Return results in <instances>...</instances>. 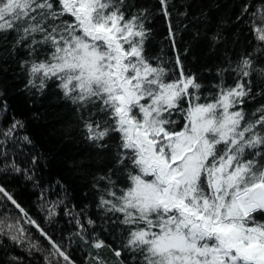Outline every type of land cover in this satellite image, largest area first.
<instances>
[{
	"label": "snow or ice",
	"instance_id": "obj_1",
	"mask_svg": "<svg viewBox=\"0 0 264 264\" xmlns=\"http://www.w3.org/2000/svg\"><path fill=\"white\" fill-rule=\"evenodd\" d=\"M158 3L170 17V0ZM249 6L236 20L249 14L254 48L234 66L229 60L218 68L217 82L203 92L205 85L185 71L179 54L171 68L146 55L149 12L131 0H0V40L12 38L10 53L26 50L29 59L21 67L29 85L43 92L48 82H58L96 147H107L118 134L115 163L127 183L119 187L111 173L99 177L106 186L98 204L119 214L117 257L127 250L134 264H264V103L245 108L264 99V67L257 64L264 57V7L249 13ZM168 29L174 45L170 20ZM220 39L219 33L212 37ZM174 116L184 121L179 130ZM17 126L22 122L13 121L3 136L11 137ZM9 168L21 171L14 161L3 170ZM0 198L22 214L0 219V246L6 238L29 255L46 253V264H75L3 186ZM25 219L50 248L29 237ZM94 260L105 264L99 256Z\"/></svg>",
	"mask_w": 264,
	"mask_h": 264
},
{
	"label": "trees",
	"instance_id": "obj_2",
	"mask_svg": "<svg viewBox=\"0 0 264 264\" xmlns=\"http://www.w3.org/2000/svg\"><path fill=\"white\" fill-rule=\"evenodd\" d=\"M131 3L149 12L146 27L151 32L145 44L146 55L160 57L171 68L179 54L185 71L196 74L205 85L203 92L217 82L218 68L227 67L229 60L234 66L241 54L246 55L256 44L248 27L249 14L236 20L244 4L250 5L249 13L264 7V0H170L171 15L165 17L158 0H131ZM169 20L175 33L174 45L169 38ZM217 33L222 39L213 42ZM11 48V37L7 42L0 40V140L5 141L0 151L7 154L0 156V186L62 246L75 264H95L96 256L105 264H134L133 254L127 250H122L120 257L113 252L121 249L123 232L117 221L119 214L98 207L101 189L106 186V181L99 177L111 173L119 187L127 183L123 166L115 163L118 134L109 137L105 148H98L86 139L76 108L63 97L58 82H48L43 92L33 88L28 83L27 69L21 67V61L29 59L26 50L18 48L10 53ZM257 64L264 67V57L258 56ZM225 76L226 82L232 83ZM259 103H264V99L258 97L246 103L245 108L250 112ZM173 119L179 121V130L183 119L180 116ZM13 121H21L23 126H17L11 137L3 136ZM13 161L20 172L3 170L5 163ZM49 209L55 215L49 217ZM4 216L15 219L22 214L10 201L0 198V219ZM89 218L95 222L93 225L87 224ZM21 223L34 242L50 248L35 226L26 219ZM97 241L111 247L95 249ZM45 255L35 250L29 255L23 246L17 247L6 238L0 246V264H12L13 256L21 258L20 264H46Z\"/></svg>",
	"mask_w": 264,
	"mask_h": 264
}]
</instances>
